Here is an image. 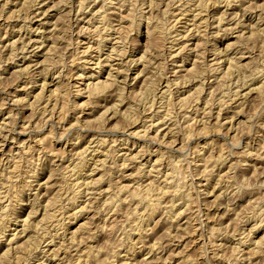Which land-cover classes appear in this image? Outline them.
Here are the masks:
<instances>
[{"label": "rangeland", "instance_id": "obj_1", "mask_svg": "<svg viewBox=\"0 0 264 264\" xmlns=\"http://www.w3.org/2000/svg\"><path fill=\"white\" fill-rule=\"evenodd\" d=\"M116 1L0 0V264H264V0Z\"/></svg>", "mask_w": 264, "mask_h": 264}, {"label": "bare ground", "instance_id": "obj_2", "mask_svg": "<svg viewBox=\"0 0 264 264\" xmlns=\"http://www.w3.org/2000/svg\"><path fill=\"white\" fill-rule=\"evenodd\" d=\"M221 1H223V2H230V0H219V3L221 2ZM232 1V0H231ZM122 3H124V2H122ZM121 0H118V1H116V6H121ZM178 3V2H177ZM215 4V3H214ZM195 6H196V4H194ZM228 5V4H227ZM197 6L199 7V8H201L202 6H204V4H202V2L201 1H197ZM115 8V7H114ZM117 8V7H116ZM203 8V7H202ZM150 9V8H149ZM159 9V8H158ZM80 10V9H79ZM119 10H120V7H119ZM188 11V10H187ZM113 12V11H112ZM128 12V11H127ZM186 12V11H185ZM199 12V11H198ZM195 13V14H192V17L194 18V20L196 21V19H197V15L199 14V13ZM130 13V12H129ZM116 14V13H115ZM115 14H111V15H115ZM126 14V13H125ZM120 15V14H119ZM127 15H128V13H127ZM116 16V15H115ZM121 16V15H120ZM123 16V15H122ZM103 17V16H102ZM126 16L124 15V17H121V18H119L118 19V21L119 22H124V21H126L127 20V17H126V19L125 20H123L124 18H125ZM141 17V16H140ZM113 19H115V18H113ZM109 20H110V18H109ZM108 20V21H109ZM116 20V19H115ZM141 20V19H140ZM192 20V19H191ZM104 21V20H103ZM135 21V20H134ZM133 21V22H134ZM138 21V20H137ZM220 21V20H219ZM122 22V23H123ZM132 22V23H133ZM112 23V22H111ZM121 23V24H122ZM130 23V22H129ZM146 23H147V21H146ZM149 23V22H148ZM148 23H147V25H145L146 26V29H147V31H146V33H148V30H151V28L149 27V25H148ZM134 24V23H133ZM143 24V23H142ZM247 24V23H246ZM110 26V25H109ZM127 26V25H126ZM129 26V25H128ZM133 26V25H132ZM136 26H137V28H139V26H140V21L139 22H137V24H136ZM152 26V25H151ZM123 27V26H122ZM155 27V26H154ZM96 28V27H95ZM110 28V27H109ZM127 28V27H126ZM154 29V28H153ZM111 30V29H110ZM155 30V29H154ZM124 31V30H123ZM120 32V31H119ZM118 32V34H120ZM128 32V31H127ZM197 32V31H196ZM130 33V32H129ZM105 34V35H104ZM103 35H102V37H100L99 39H100V41L103 43V44H105V42L107 43V40L109 39L108 38V36H107V33H104ZM96 35V34H95ZM119 36H121V35H119ZM117 37V39L115 40V42H113L114 44H116V43H118L119 42V40L121 39L120 37ZM149 36H150V34H149ZM151 36H153V35H151ZM148 37V36H147ZM183 38V37H182ZM112 40V39H111ZM176 40V39H175ZM100 41H98V39H97V45L99 44V42ZM163 42V41H162ZM262 42V41H261ZM239 43V42H238ZM114 44H113V47H114ZM100 46H101V43L99 44ZM112 46V45H111ZM102 47V46H101ZM89 48V47H88ZM121 48V47H120ZM155 48V47H154ZM176 48V47H175ZM114 52V50L112 49V47H111V49L109 50V51H107V55L104 57V59H103V61L105 62V65H109L108 67V73H107V76H106V80H103V81H98L94 86H93V88H92V91H93V93H94V96H97V97H100V96H106V97H108V96H110V95H105L104 93H105V91L106 90H108V89H110V90H112L110 87H112L113 85L115 86V89L118 87H120V86H117L116 87V85L118 84V78H119V76H121L122 75V70H116V74L115 75H113L112 74V64H111V60L113 59V52ZM121 51V50H120ZM82 52V51H81ZM88 51L86 50V51H84V54L85 53H87ZM121 54V53H120ZM115 56V55H114ZM143 56V55H142ZM103 62V63H104ZM101 63V62H100ZM102 63V64H103ZM217 63V62H216ZM95 65H96V63H95ZM101 65V64H100ZM92 67V66H91ZM213 68V67H212ZM191 70V69H190ZM49 72V71H48ZM124 72V71H123ZM91 74V73H90ZM89 74V75H90ZM93 76V75H92ZM43 77V76H42ZM89 77H91V76H89ZM153 84V83H152ZM186 84V83H185ZM262 85V84H261ZM92 87V86H91ZM118 88L116 89V91L118 90ZM121 88V87H120ZM152 88V87H151ZM115 89L113 90V91H115ZM260 89V88H259ZM120 90V91H119ZM118 90V92H121V89H119ZM123 91V90H122ZM77 94V93H76ZM95 94H97V95H95ZM117 95V94H116ZM122 95V94H121ZM120 94H118V96H116V97H118L117 99H115L116 101H117V103L115 104H113L112 106H114V105H120V104H118V102L119 103H121L122 104V102H123V99H121L120 98V96H121ZM112 97V96H111ZM114 102V101H113ZM116 107V106H115ZM129 110V109H128ZM114 111L116 112L117 110H115V108H114ZM113 111V112H114ZM195 111V110H194ZM112 116V115H111ZM124 116V115H123ZM124 118V117H123ZM166 118V117H165ZM263 126V125H262ZM154 127V126H153ZM236 153V152H235ZM107 154V153H106ZM108 155V154H107ZM110 155V154H109ZM258 155V154H257ZM244 156V155H243ZM106 158V157H105ZM136 160V159H135ZM226 160V159H225ZM16 161V160H15ZM16 162H18V161H16ZM82 163H79V165H78V171H80V170H82L84 167H85V163H86V161L85 160H83V161H81ZM15 165V164H14ZM18 165H19V163H18ZM96 166V165H95ZM97 167V166H96ZM99 168V167H98ZM97 169V168H96ZM7 171V172H6ZM5 172L6 173H4V174H2V176L4 177V175H5V178H6V182H10L13 178H16L15 177V174L17 173V171H18V169H17V165H15L14 166V168H12V169H10V170H6ZM3 173V172H2ZM36 173V172H35ZM34 173V174H35ZM33 174V175H34ZM32 175V176H33ZM18 176H20V175H18ZM32 176H30V177H32ZM142 176V175H141ZM72 177V176H71ZM78 177V176H77ZM21 178V177H20ZM0 179H1V177H0ZM25 179V178H24ZM262 179V178H261ZM5 180V179H4ZM84 180V179H83ZM98 180H100V179H98ZM17 181V180H16ZM101 181V180H100ZM100 181H97L96 183H94L93 185H99V182ZM23 182V181H22ZM29 182H31V181H29ZM2 183V182H1ZM11 183V182H10ZM18 183V182H17ZM16 183V184H17ZM85 183V182H84ZM264 183V182H263ZM3 184H5V183H3ZM7 184V183H6ZM11 184H13V183H11ZM22 184V183H21ZM26 184V183H25ZM29 184V183H28ZM14 185V184H13ZM9 186V185H8ZM12 186V185H11ZM19 186V185H18ZM27 186V185H26ZM25 186V187H26ZM165 186V185H164ZM10 187V186H9ZM74 187V186H73ZM7 188V187H6ZM11 188H13V187H10V189ZM160 188V187H159ZM168 188V187H167ZM222 188V187H221ZM25 189V188H24ZM169 189V188H168ZM147 190V189H146ZM162 191L164 190V189H161ZM167 190V189H166ZM165 190V191H166ZM17 191V190H16ZM18 191H21V189H19ZM106 191V190H105ZM169 191V190H168ZM79 192V191H78ZM147 192V191H146ZM158 192H159V189H158ZM161 192V191H160ZM183 192V191H182ZM22 193V192H21ZM150 193V192H149ZM166 193V192H165ZM58 194V193H57ZM21 195V194H20ZM143 195V194H142ZM163 195H164V193H163ZM14 196V195H13ZM113 196V195H112ZM146 196H148V195H146ZM145 196V197H146ZM161 196V195H160ZM173 196V195H172ZM19 197V196H18ZM21 197V196H20ZM19 197V198H20ZM23 197V196H22ZM22 199V198H21ZM73 199V198H72ZM147 199V198H146ZM150 199V198H149ZM1 203L2 202H0V211H1V208H2V205H1ZM54 204V203H53ZM120 204V203H119ZM74 205V204H73ZM117 205V204H116ZM149 205V204H148ZM151 205V204H150ZM153 205H154V203H153ZM174 205V204H173ZM122 206V205H121ZM155 206V205H154ZM157 207V206H156ZM16 209V208H15ZM97 209V208H96ZM135 209V208H134ZM151 209V208H150ZM52 211V210H51ZM78 211V210H77ZM120 211V210H119ZM54 213V212H53ZM53 213H51L50 212V214H47V215H45V217L46 218H50V220H51V217H52V215H53ZM14 214V213H13ZM76 214L77 213H75V216L73 217V218H75V217H77L76 216ZM237 215V214H236ZM115 216V215H114ZM14 217V216H13ZM42 218H44V217H42ZM47 219V220H48ZM44 220H45V218H44ZM47 220H45V221H47ZM49 220V221H50ZM15 223V222H14ZM123 223V222H122ZM41 225V224H40ZM1 226V225H0ZM30 226V225H29ZM42 226V225H41ZM23 227V226H22ZM26 227V226H25ZM36 227V226H35ZM256 227V226H255ZM30 228V227H29ZM37 228V227H36ZM23 230H25V229H23ZM26 230H29L28 228L26 229ZM36 230V229H35ZM49 233V232H48ZM12 237V236H11ZM18 237V236H17ZM30 237V236H29ZM264 237V236H263ZM30 239V238H29ZM25 241V240H24ZM242 242V241H241ZM23 243V242H22ZM25 243V242H24ZM19 246V245H18ZM60 247V246H59ZM5 252V251H4ZM4 252H2V255L4 256V258H6L7 256H8V253H4ZM4 253V254H3ZM259 253V252H258ZM254 255V254H253ZM1 262V261H0ZM6 262V261H5Z\"/></svg>", "mask_w": 264, "mask_h": 264}]
</instances>
